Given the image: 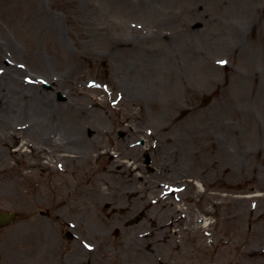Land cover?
I'll return each instance as SVG.
<instances>
[{
    "label": "rangeland",
    "instance_id": "rangeland-1",
    "mask_svg": "<svg viewBox=\"0 0 264 264\" xmlns=\"http://www.w3.org/2000/svg\"><path fill=\"white\" fill-rule=\"evenodd\" d=\"M0 40V80L30 94L33 79L77 132L58 134L55 111L34 134L0 119V208L16 213L0 264H264V0H0ZM79 133L85 149L45 152Z\"/></svg>",
    "mask_w": 264,
    "mask_h": 264
},
{
    "label": "bare ground",
    "instance_id": "bare-ground-1",
    "mask_svg": "<svg viewBox=\"0 0 264 264\" xmlns=\"http://www.w3.org/2000/svg\"><path fill=\"white\" fill-rule=\"evenodd\" d=\"M37 6L39 2H36ZM134 8H137L134 6ZM145 9H148V8H145ZM148 11H151V9H148L147 11H145L144 13H147ZM32 19L33 16L30 15ZM145 16V14H144ZM20 20L21 21H24V23H27V25H30L31 24V21L28 17H25L23 16L22 14H20ZM2 45L0 44V55H1V49H2ZM70 55V54H69ZM71 56V55H70ZM0 60H1V57H0ZM8 67V65L6 66V68ZM9 68H7L8 70ZM3 76V75H2ZM10 78V77H9ZM64 87V86H63ZM65 87L67 88L68 91L71 90L70 88V85L69 84H66ZM24 88L26 89H29L30 91H28L30 94H27V90L25 91H19L17 90V88L15 87V85L13 84V82L8 79V77L6 76V78L0 80V94L3 96V98H5L4 96H7V98H9L8 100L11 101V99L13 98H17L19 99V97L21 96L20 100H25L26 101V98L29 99V100H32V103L28 104L27 103V106L25 107V105L23 104H20V109L17 108V111L15 112V109H12L10 108V104L7 103L5 107H3L2 112H5L3 113L2 115H0V119H4V114L7 115L8 117H11V118H14L13 116L15 117H19V116H23L25 115V117H28L33 123H34V126L36 127H41L40 129H38L37 131H34L32 132V129H30L29 133H38L40 130H42L43 126H46V127H50V121L48 119V114H52L53 115V111L56 112V116H59V121L57 122V124H59V127L60 128H57V132L58 134H64V133H67L69 130L72 131V127L76 126V122L75 120L73 121L72 124H70V114H69V117L68 119H66V117L62 116L60 113L61 111H59L58 109L60 108L59 106L60 105H56L54 104L51 100H45L47 102L45 103H42V101L40 100V98H44L48 95V93H43L41 91V89L37 86H35V84H28L27 86H24ZM15 95V96H13ZM24 95H27V97H25ZM135 94H133L134 96ZM13 104V103H12ZM11 110L13 111V113L11 112ZM138 111L141 113L142 109L138 108ZM13 115V116H12ZM136 112L135 110H132L131 112H129L127 114V117H129V120H133L136 118ZM24 117V116H23ZM125 117V116H124ZM125 117V118H127ZM71 118V117H70ZM124 119V118H123ZM43 125V126H42ZM30 128V127H28ZM74 132V131H72ZM74 133H77V132H74ZM69 137H73V142H71V145L70 147L72 146L73 148H80V149H85L86 146H88V140L89 138L86 137L83 133H79V134H73V135H69ZM46 138H44L45 140ZM48 141H50L49 143H51V139L48 138L47 139ZM38 144V143H37ZM179 149V148H178ZM138 150H140L139 148H135L133 149L131 152L134 153V152H137ZM109 152L110 150H108L107 148H105L103 151H102V154H107L110 158V155H109ZM122 168V167H121ZM130 169V168H129ZM128 169V167L124 166V170H126L125 172H123L124 174L126 175H130V174H133V173H128V171H130ZM106 180V179H105ZM104 186L101 184V187H102V192L104 191H110V190H113L115 189V186H109L108 185V181L106 180L105 182H103ZM202 189V187H201ZM89 206L92 207V204L89 203ZM207 219L204 218V221L202 222L203 225H206L207 224ZM32 228H35L34 225L30 224Z\"/></svg>",
    "mask_w": 264,
    "mask_h": 264
},
{
    "label": "snow or ice",
    "instance_id": "snow-or-ice-1",
    "mask_svg": "<svg viewBox=\"0 0 264 264\" xmlns=\"http://www.w3.org/2000/svg\"><path fill=\"white\" fill-rule=\"evenodd\" d=\"M220 63H224L223 61H221Z\"/></svg>",
    "mask_w": 264,
    "mask_h": 264
}]
</instances>
